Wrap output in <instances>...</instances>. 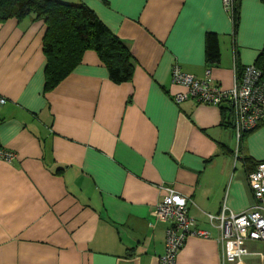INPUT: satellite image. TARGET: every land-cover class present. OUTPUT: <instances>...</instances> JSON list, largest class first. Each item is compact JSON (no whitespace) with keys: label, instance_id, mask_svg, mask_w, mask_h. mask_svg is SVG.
Here are the masks:
<instances>
[{"label":"crops","instance_id":"obj_1","mask_svg":"<svg viewBox=\"0 0 264 264\" xmlns=\"http://www.w3.org/2000/svg\"><path fill=\"white\" fill-rule=\"evenodd\" d=\"M82 3L129 47L131 81L115 84L96 52L45 91L43 20L0 22V264H159L167 224L152 212L166 188L188 198L196 228L175 264H223L209 214H241L254 202L248 174L264 161V120L238 143L233 111L173 96L177 65L223 91L234 57L254 64L264 48V3L239 0H60ZM220 59L206 62V35ZM223 108V109H222ZM228 109V110H227ZM250 162H245L244 158ZM240 264H264V241L247 240Z\"/></svg>","mask_w":264,"mask_h":264},{"label":"built area","instance_id":"obj_2","mask_svg":"<svg viewBox=\"0 0 264 264\" xmlns=\"http://www.w3.org/2000/svg\"><path fill=\"white\" fill-rule=\"evenodd\" d=\"M227 12L232 16L235 0H223ZM234 85L228 91L221 90L209 78L201 80L184 73L179 66L171 69V81L182 85L185 92L176 93L173 100L181 103L193 98L199 103L220 105L229 102L233 108L236 139L239 143L243 135L256 128L264 120V81L261 72L253 64L244 65L241 72L236 68L234 57ZM6 99L0 96V105ZM16 154L0 145V159L10 163ZM253 204L241 214L225 213L209 214L210 221L219 229V243L222 248L223 264H240L243 256L249 254L247 240L264 241V161L258 162L248 174ZM152 212L153 218L166 223V240L164 254L159 264H175L178 251L190 235L208 236L204 230L197 229L195 219L188 212V198L172 188H166Z\"/></svg>","mask_w":264,"mask_h":264},{"label":"trees","instance_id":"obj_3","mask_svg":"<svg viewBox=\"0 0 264 264\" xmlns=\"http://www.w3.org/2000/svg\"><path fill=\"white\" fill-rule=\"evenodd\" d=\"M262 1L264 3V0ZM238 12L239 0H235L231 16L233 36L236 35ZM27 16L41 19L46 25L43 37V52L46 57L45 91L55 88L62 82L81 62L87 50L96 52L107 68L109 79L113 83L122 84L131 81L135 61L129 47L85 4L60 0H0V22L12 17L22 19ZM219 59L218 37L208 33L206 62L213 65L218 63ZM253 65L260 70L261 80L264 81V48ZM236 68L238 72L243 68L238 59H236ZM227 108L233 111L232 107ZM244 161L250 162V159L246 157Z\"/></svg>","mask_w":264,"mask_h":264}]
</instances>
